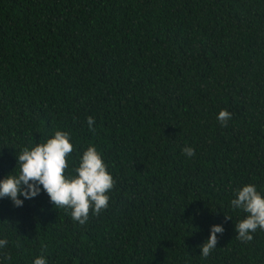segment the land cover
Here are the masks:
<instances>
[{
    "label": "trees",
    "instance_id": "1",
    "mask_svg": "<svg viewBox=\"0 0 264 264\" xmlns=\"http://www.w3.org/2000/svg\"><path fill=\"white\" fill-rule=\"evenodd\" d=\"M56 130L66 175L100 152L108 207L80 225L42 186L0 197V264H264V230L238 240L231 205L264 196V0H0V180Z\"/></svg>",
    "mask_w": 264,
    "mask_h": 264
},
{
    "label": "clouds",
    "instance_id": "2",
    "mask_svg": "<svg viewBox=\"0 0 264 264\" xmlns=\"http://www.w3.org/2000/svg\"><path fill=\"white\" fill-rule=\"evenodd\" d=\"M230 118L231 113L226 109H222L217 117L222 126ZM94 123V118L89 116L88 126L92 131ZM72 152L70 133L62 130H56L54 136L45 143H38L31 149L25 147L17 155L19 173H9L0 180V197H8L15 206H22L20 197L31 199L41 191L42 186L56 208L71 209L72 219L80 225L86 224L90 211L99 214L108 207V193L115 181L100 152L93 145L83 152L79 166L75 169L76 175H66L67 157ZM182 152L189 157L195 155L194 149L189 146H185ZM231 205L248 214L235 224L236 238L244 243L251 242V233L258 228L264 230V196L257 191L255 185L247 184L237 190ZM223 231L224 228L219 224L212 226L209 238L200 245L202 257L207 258L217 247V233L222 234ZM7 243V239H0V247H5ZM34 264H46L45 257L38 256Z\"/></svg>",
    "mask_w": 264,
    "mask_h": 264
}]
</instances>
